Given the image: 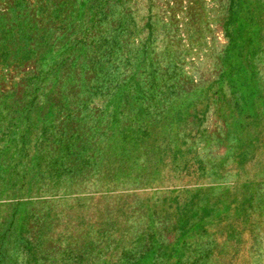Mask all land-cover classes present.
<instances>
[{
    "label": "rangeland",
    "instance_id": "374dc122",
    "mask_svg": "<svg viewBox=\"0 0 264 264\" xmlns=\"http://www.w3.org/2000/svg\"><path fill=\"white\" fill-rule=\"evenodd\" d=\"M0 264H264V0H0Z\"/></svg>",
    "mask_w": 264,
    "mask_h": 264
}]
</instances>
